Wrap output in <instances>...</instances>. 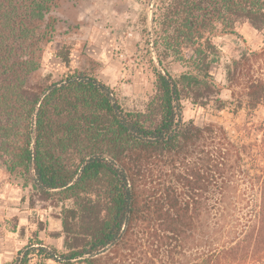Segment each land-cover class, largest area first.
I'll list each match as a JSON object with an SVG mask.
<instances>
[{"label":"trees","instance_id":"obj_1","mask_svg":"<svg viewBox=\"0 0 264 264\" xmlns=\"http://www.w3.org/2000/svg\"><path fill=\"white\" fill-rule=\"evenodd\" d=\"M65 1L0 0V164L65 204V251L32 243L11 264H127L148 254L163 264H264V122L250 120L264 107V78L242 54L226 64L225 100L211 73L216 37L244 23L264 31V0H159L162 68L141 112L78 70L33 80ZM56 58L69 68L71 48ZM174 63L186 68L178 77ZM187 101L247 119L200 126L184 120Z\"/></svg>","mask_w":264,"mask_h":264},{"label":"rangeland","instance_id":"obj_2","mask_svg":"<svg viewBox=\"0 0 264 264\" xmlns=\"http://www.w3.org/2000/svg\"><path fill=\"white\" fill-rule=\"evenodd\" d=\"M159 3V0H66L52 13L57 18L55 33L44 48L41 67L33 80L40 82L49 75L52 80H61L78 70L109 86L124 110L144 111L155 93V70L162 68L154 47L153 18ZM214 43L221 52V60L212 67L211 73L215 82L224 88L223 99L229 100L232 96L226 64L242 54L246 53L250 60L251 74L264 78V56H253L264 48V31L244 23L236 34L218 36ZM62 46L71 48V62L73 49L80 46L85 50L80 56L84 63L81 69H74L71 64L69 68L58 65L56 54ZM105 46L108 48L104 53ZM185 71L181 63L169 67L173 77ZM236 91L241 92L242 88ZM183 113L185 121L192 120L200 126L207 122L233 126L234 122L247 119L245 112L234 119L228 112L203 109L189 101L184 102ZM250 120L264 122V107L253 112ZM63 205L56 200H43L25 178L17 172L10 173L0 164V264H11L19 250L32 243L64 252ZM163 261L161 256L148 254L131 258L127 264H163ZM28 264L57 263L36 256Z\"/></svg>","mask_w":264,"mask_h":264},{"label":"crops","instance_id":"obj_3","mask_svg":"<svg viewBox=\"0 0 264 264\" xmlns=\"http://www.w3.org/2000/svg\"><path fill=\"white\" fill-rule=\"evenodd\" d=\"M107 48L108 47H104L103 48V51L105 50H107ZM85 50H83V48L82 47H77V48H75V49H73L72 50V62H71V66L74 68V69H76V68H79V69H81L80 67H82L83 66V62H82V59L80 60V56H82V54H83V52H84ZM95 51V50H94ZM105 51H104V53H105ZM84 56V55H83ZM62 66V65H61Z\"/></svg>","mask_w":264,"mask_h":264},{"label":"built area","instance_id":"obj_4","mask_svg":"<svg viewBox=\"0 0 264 264\" xmlns=\"http://www.w3.org/2000/svg\"><path fill=\"white\" fill-rule=\"evenodd\" d=\"M120 56L122 57L123 55H120ZM56 61H57L58 65H60V66L62 65V62L60 59L56 58Z\"/></svg>","mask_w":264,"mask_h":264}]
</instances>
